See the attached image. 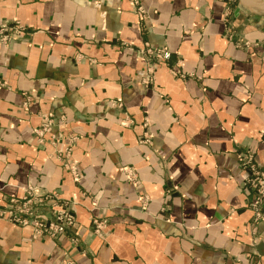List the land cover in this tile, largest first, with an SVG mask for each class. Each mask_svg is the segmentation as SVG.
<instances>
[{"label":"crops","instance_id":"crops-1","mask_svg":"<svg viewBox=\"0 0 264 264\" xmlns=\"http://www.w3.org/2000/svg\"><path fill=\"white\" fill-rule=\"evenodd\" d=\"M12 20L26 31L0 42V208L25 186L60 190L76 225L54 239L0 218V264H264L237 161L264 158V0H0ZM146 43L170 52L149 84ZM50 135L76 137L78 182Z\"/></svg>","mask_w":264,"mask_h":264},{"label":"built area","instance_id":"built-area-1","mask_svg":"<svg viewBox=\"0 0 264 264\" xmlns=\"http://www.w3.org/2000/svg\"><path fill=\"white\" fill-rule=\"evenodd\" d=\"M132 2L137 4L138 0H132ZM136 10L141 17H144L140 6H137ZM228 14V10L225 11V18ZM25 31V26L17 20L0 24V42L5 43L23 37ZM122 45L125 47L127 44L123 43ZM258 45V43L246 39H237V46L241 48L251 50L257 48ZM139 53L147 67V76L143 83L149 84L153 77L154 68L165 62L169 58L170 52L166 48L155 47L146 43L139 50ZM170 71L179 77H184V74L176 68H171ZM114 103L116 104V102ZM117 103L119 106L120 103ZM42 117L41 126L35 130L40 138L45 133L51 132L52 126L50 114H44ZM149 137V134H144L141 137V142H149ZM75 140L76 137L71 136L66 140V145L62 149H57L59 138L55 135H50L49 138L50 143L56 148L53 155L59 160L60 158L63 159V166L70 171L74 181L78 182L82 175L77 168L78 166L70 161V153ZM237 161L244 174L240 186L248 196L246 207L252 211L249 222L250 231L257 238L256 225L264 216V158L263 160H256L251 151H245L237 153ZM121 170L132 184L138 183L134 170L129 167H122ZM83 194L86 196V192ZM141 200L145 203L147 197L143 195ZM0 218H4L15 225L31 227L34 236L46 235L54 239H59L61 235L76 225L72 200L62 197L59 190L48 191L31 185L25 186L21 195L7 198L4 206L0 208ZM107 222V218H93L91 221L93 233L100 235ZM75 241L76 239L73 238V242Z\"/></svg>","mask_w":264,"mask_h":264},{"label":"rangeland","instance_id":"rangeland-1","mask_svg":"<svg viewBox=\"0 0 264 264\" xmlns=\"http://www.w3.org/2000/svg\"><path fill=\"white\" fill-rule=\"evenodd\" d=\"M14 40V39H13ZM11 41V40H10ZM9 42V41H8ZM1 43H3V42H1ZM54 153V152H53ZM71 154H72V151H71V153H70V161H72V163H74L76 166H77V162H75L73 159H72V157H71ZM54 156V155H53ZM54 158H55V156H54ZM58 162H60L62 165H64L63 163H64V161H63V159L62 158H60V160L59 159H57V158H55ZM63 168L65 169V167L63 166ZM78 168V167H77ZM78 170H79V172H80V174L82 175V173H81V171H80V169L78 168ZM68 172H70L69 170H67ZM71 174V173H70ZM124 174V173H123ZM71 176H72V174H71ZM124 176H125V174H124ZM72 178H73V176H72ZM125 178H126V176H125ZM74 180V179H73ZM126 180L128 181V182H130L127 178H126ZM76 182V181H75ZM131 183V182H130ZM132 184V183H131ZM60 191V190H59ZM61 193V192H60ZM83 193H85L84 191H81L80 192V196L81 197H84V194ZM61 195H62V193H61ZM63 197V196H62ZM93 218H107L106 216H104V215H94V216H92L91 217V221H92V219ZM107 220H108V218H107ZM107 223H109V220H108V222ZM106 226H107V224H106ZM105 226V227H106ZM105 227H104V229H105ZM90 229H91V231L92 232H94L93 231V227H90ZM103 229V230H104ZM102 230V231H103ZM66 233H67V231L63 234V235H61L60 236V239L62 238V237H64L65 235H66ZM76 239V238H75ZM71 241H72V243H76V241L75 242H73V237L71 238Z\"/></svg>","mask_w":264,"mask_h":264},{"label":"water","instance_id":"water-1","mask_svg":"<svg viewBox=\"0 0 264 264\" xmlns=\"http://www.w3.org/2000/svg\"><path fill=\"white\" fill-rule=\"evenodd\" d=\"M243 1H245V0H243Z\"/></svg>","mask_w":264,"mask_h":264}]
</instances>
